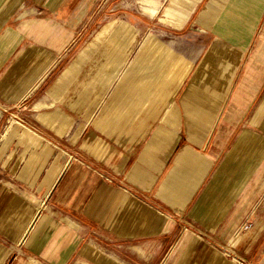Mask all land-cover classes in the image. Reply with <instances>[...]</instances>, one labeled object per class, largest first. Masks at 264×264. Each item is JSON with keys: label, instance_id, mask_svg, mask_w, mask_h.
<instances>
[{"label": "crops", "instance_id": "obj_1", "mask_svg": "<svg viewBox=\"0 0 264 264\" xmlns=\"http://www.w3.org/2000/svg\"><path fill=\"white\" fill-rule=\"evenodd\" d=\"M145 2L185 65L136 58L112 101L162 103L116 125L87 102L132 24L89 41L92 0H0V105L26 123L0 124V264H264V0Z\"/></svg>", "mask_w": 264, "mask_h": 264}, {"label": "rangeland", "instance_id": "obj_2", "mask_svg": "<svg viewBox=\"0 0 264 264\" xmlns=\"http://www.w3.org/2000/svg\"><path fill=\"white\" fill-rule=\"evenodd\" d=\"M155 2L159 11L161 2L160 0H155ZM142 3H146L145 0H92V26L89 29L91 32V38L88 39L89 41L92 39L97 29H102L104 27V31L111 30L110 27L112 28V24H116L117 20L119 22L122 21L132 24L133 31L136 33L134 40L132 37L125 38L126 53L124 54V61L119 65L117 71L115 72L111 70V67H106L107 69H104L100 73L99 77L94 80L92 86L90 87V92L97 94L92 102H85L88 103L87 108L93 118L100 117L103 112V108L106 105L115 106L110 109L107 115V120L109 122L113 121L115 124L117 122L127 123V121H131L137 111L139 112L138 114L148 110L155 112L156 109L160 107L162 101H158L157 104H153L154 99L157 98L153 93L149 96L147 105L141 109L138 107L140 104H138V102L121 100L120 103L116 104V102L112 101V93L115 91L117 83L124 80L125 76H128L126 75V72L136 58H141L139 59L141 63H149L150 61L156 60L157 62H160L162 59L167 57L168 60H170V63H173L176 65L175 67H177L173 74L185 65L184 62L178 60L181 45L177 44V42L173 39L167 37L162 31L149 30L150 27L153 26V28H155V26L151 24V20L148 18L149 14H145L141 11ZM140 52L141 54H139ZM175 52L178 53V56ZM96 57L97 56L94 54L93 58L95 59ZM80 73L81 72L79 71L78 74L81 75ZM176 82L177 79H174L166 86V95L170 94ZM106 87L108 89L105 91ZM103 90L104 93L101 95L100 92ZM134 107L137 108V110H134ZM0 110L6 113L3 123H0L2 126L14 124L26 126L25 120L16 111H13L10 108H4L2 105H0ZM182 224V226L188 231L194 232L199 236L216 243L214 239H211V236L204 231L197 229L191 223L182 221ZM217 244L226 253V255H228V257L242 260L227 246L221 245L220 243ZM242 262L244 261L242 260Z\"/></svg>", "mask_w": 264, "mask_h": 264}]
</instances>
